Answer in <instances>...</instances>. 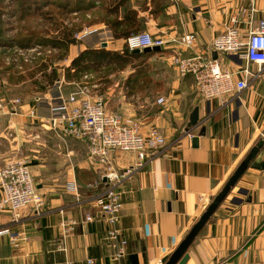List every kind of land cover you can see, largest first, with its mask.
Here are the masks:
<instances>
[{"label":"crops","instance_id":"crops-1","mask_svg":"<svg viewBox=\"0 0 264 264\" xmlns=\"http://www.w3.org/2000/svg\"><path fill=\"white\" fill-rule=\"evenodd\" d=\"M252 7L255 12L242 15L239 26L246 38L250 31L247 21L252 19L256 27L264 19V0H129L121 8L138 14L142 32L170 41L165 52L151 61L158 66L167 63L171 76L165 74L167 89L151 104L132 94V87L144 78H130L133 69L125 70L128 75L120 82L113 81L106 96L103 94L110 113L134 117L144 134L158 129L168 143L122 186L118 228L120 240L126 241V255L119 260L115 259L116 250L105 243L108 227L94 205L108 187L105 180L106 187L102 186L103 165L89 157L85 143L67 139L47 124L57 95L56 80L30 102L0 96V103L22 102L0 111V168L14 156L20 158L24 149L36 152L25 158L31 162L39 193L46 200L38 214L31 208L21 211L19 222L13 223L8 213L1 217L0 231L21 233L25 240L15 246L7 234L0 235V264H159L175 252L264 135V68L249 89L223 105L218 99L203 98L194 78L181 77L171 59L208 53L234 13ZM93 27L112 35L105 24ZM186 35L194 36L191 48L181 43ZM125 42L113 39L107 48L121 51ZM78 47L70 46L66 66L82 51ZM217 60L227 70L248 65L236 54H218ZM37 97L47 100L37 104ZM159 98L165 102L159 104ZM195 108L199 109L200 124L188 130ZM196 137L199 144L194 147ZM135 161L136 156L130 153L114 157L120 171ZM262 161L264 149L255 159ZM89 215L93 222L86 221ZM70 221L78 225L71 229ZM188 253L187 264H264V171H246Z\"/></svg>","mask_w":264,"mask_h":264},{"label":"built area","instance_id":"built-area-1","mask_svg":"<svg viewBox=\"0 0 264 264\" xmlns=\"http://www.w3.org/2000/svg\"><path fill=\"white\" fill-rule=\"evenodd\" d=\"M249 1L253 3L255 0ZM254 12L253 7L248 10L239 8L225 31L213 40L208 53L185 58L172 57V67L181 77L192 76L196 82L197 91L203 98L218 99L224 105L235 95L249 89L251 81L257 79L262 73L264 19L260 20L256 27L253 26L252 19L247 21L250 31L246 38L242 37L239 28L243 21L241 16L248 14L250 16ZM96 31L99 30L94 27H85L75 35V40L82 41ZM105 34H107L106 37L100 40L101 46L113 40L110 32ZM168 43L170 41L162 37L143 32L129 37L127 47L130 51H143L155 47L163 50ZM181 43L191 48L194 45V36H184ZM29 51L34 52L35 49H29ZM214 52L241 55L248 61V65L234 70L223 69L219 60L214 59ZM254 67L257 68L256 72L253 71ZM81 80L70 84L72 91L68 96L64 94L65 87L69 85L66 78L62 76L56 80L54 88L57 95L53 98L55 103L50 105L51 115L47 118V124L53 130L61 131L64 137L85 143L89 157L103 165L101 180L104 182L106 179L108 187L94 205L108 227L105 243L116 250L115 259L119 260L126 255V241L120 240L121 233L118 228L123 210L122 186L126 179L143 169L149 159L157 155L168 143L158 129L144 134L141 131V124L134 117L110 113L105 96L97 92L96 84L90 83L91 76L86 74ZM45 99L37 97L35 103H43ZM164 102V98L158 99L159 104ZM6 103L8 104L0 103L1 112H4L9 104L13 106L22 104L19 99ZM30 116L33 117L34 112ZM121 153L136 156L135 164L123 171L118 170L114 162V157ZM0 188L2 190L0 219L8 213L13 223L19 222L21 211L31 208L38 214L46 206L45 198L39 193L30 161L18 157L9 159L0 168ZM86 221L93 222V218L89 215ZM77 225L76 221L69 222L71 229ZM2 234H7L10 242L15 246L25 240L21 233L3 230L0 231V235ZM159 264H162V261Z\"/></svg>","mask_w":264,"mask_h":264},{"label":"rangeland","instance_id":"rangeland-1","mask_svg":"<svg viewBox=\"0 0 264 264\" xmlns=\"http://www.w3.org/2000/svg\"><path fill=\"white\" fill-rule=\"evenodd\" d=\"M66 2L68 0H0V96L11 99L19 97L30 102L35 96H42L50 88L53 79L56 80L63 74L66 78V69L72 63L66 66L71 53L70 50L65 53L55 43L60 41L65 33L71 34L75 40V35L82 29L93 27L96 22L101 21L106 17L105 9L111 0H96L91 9L83 12L78 11L77 0H70L68 6H65ZM24 3L25 6L22 7ZM60 5L63 9L58 7ZM26 11L29 13H25ZM100 31L82 41L75 40V45L82 51L87 48H100L99 38L101 40L107 35ZM26 37L32 38L34 44H27ZM20 40L24 42L23 46L19 43ZM29 49L35 51L30 52ZM151 59L142 70V81L136 82L132 87V94H139L150 104L167 89L165 74L171 76L167 63L164 66L161 62L160 67ZM47 67L48 69H45ZM128 69L131 71L133 68H100L86 74L91 76L90 83L98 86L97 92L106 96L115 81L120 82L128 75L129 71H125ZM86 74H79L71 80L66 78L69 83L66 89L70 91V84L82 81ZM24 81L26 82L23 83ZM64 93L67 94V91ZM35 153L24 149L19 153V157L28 161L25 157H32Z\"/></svg>","mask_w":264,"mask_h":264},{"label":"trees","instance_id":"trees-1","mask_svg":"<svg viewBox=\"0 0 264 264\" xmlns=\"http://www.w3.org/2000/svg\"><path fill=\"white\" fill-rule=\"evenodd\" d=\"M70 0H68L69 2ZM129 0H111L108 3L105 11L106 17L101 21L96 22L95 24H105L107 27L112 29L113 39H125V45L121 51H113L108 48H87L79 53V55L72 61L71 65L66 69L67 75L66 78L71 80L73 77L81 74H86L91 70H96L100 68H133L134 73L130 76L134 77L137 75L140 77L143 73L144 67L149 63L152 57L156 56L159 53L150 52V53H139L135 54L133 51H130L127 47V40L129 37L135 34L143 33V21L138 18V14L132 10L127 9L121 11V8H124L128 4ZM66 2L65 6H68L69 3ZM78 11L83 12L85 10L91 9L95 4L96 0H77ZM25 6V3L21 5ZM63 9V6H58ZM28 11L30 9H27ZM25 11V10H24ZM24 11L22 13H24ZM26 11L25 13H29ZM65 12V11H64ZM94 24V25H95ZM1 34V31H0ZM32 37V34H31ZM0 39L2 36L0 35ZM27 44L33 43L32 38L25 39ZM18 43V42H17ZM21 46H23V41H19ZM26 44V45H27ZM55 45L59 46L61 50L68 53L71 45H75V40L72 39L71 34H63L60 41H57ZM6 45H4L5 47ZM163 49L160 54L164 53ZM61 61L63 58H60ZM45 69H48L45 68ZM43 69V70H45ZM61 76H59L60 78ZM136 77V76H135ZM58 78V79H59ZM23 79V78H22ZM54 80V79H53ZM57 80V79H56ZM67 91V90H66ZM72 91V88L71 90ZM69 92V91H67ZM70 93V92H69ZM102 186L106 187V184L103 182Z\"/></svg>","mask_w":264,"mask_h":264},{"label":"water","instance_id":"water-1","mask_svg":"<svg viewBox=\"0 0 264 264\" xmlns=\"http://www.w3.org/2000/svg\"><path fill=\"white\" fill-rule=\"evenodd\" d=\"M103 48H107L108 44H102ZM162 49L160 47L155 48H147L143 51L135 50L133 53H160ZM213 57L215 60L218 59V54L216 52L213 53ZM200 124V117H199V109L195 108L190 116V122L188 124V130L191 128H196ZM205 128L202 129V132H205ZM199 144L198 137L193 139V146L197 147ZM264 149V135L258 141V143L252 148L246 159L240 164L238 169L235 171L234 175L229 179L228 183L222 189V191L213 199L212 203L208 207L207 211L202 215L200 220L194 225L190 233L186 236L183 242L179 245V247L175 250V252L170 256L162 260V264H187L189 261L190 255L188 253L189 248L193 244L194 240L197 238L200 231L206 225V223L210 220L212 215L216 212L220 204L227 198L231 190L236 186L242 176L246 173L249 168L264 171V161L262 162H255L257 156L261 153ZM36 163H32L35 165ZM106 181V179H105Z\"/></svg>","mask_w":264,"mask_h":264}]
</instances>
